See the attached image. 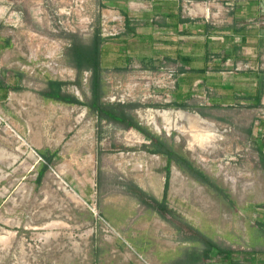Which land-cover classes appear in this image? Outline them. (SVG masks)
Segmentation results:
<instances>
[{"label":"rangeland","instance_id":"obj_1","mask_svg":"<svg viewBox=\"0 0 264 264\" xmlns=\"http://www.w3.org/2000/svg\"><path fill=\"white\" fill-rule=\"evenodd\" d=\"M0 8L6 10L2 23L25 30L30 44L38 46L46 38L54 50L63 51L73 36L89 43L101 16L100 0H0ZM25 35H21L22 43ZM49 61L56 77L74 73L71 66L66 69L69 75L56 67L55 58L45 62ZM155 66L158 70L147 73L140 63L125 70L103 69L101 100L139 104L131 113L140 124L186 156L220 188L217 191L197 182L171 163L168 206L220 247L236 251L239 264H255L252 256L239 253L248 251L257 252V263L264 264V161L258 155L264 135L257 131L258 114L235 106L210 111L204 97L194 96L190 108H176L170 105L174 89L157 87L153 80L160 75L164 83L169 82L170 68L175 67L163 61ZM26 72L24 88L16 87L13 75L1 76L11 94L9 99H0V264H161V259L164 264H175L189 252L202 250L197 241L187 240L194 236L192 230L177 219H171L173 225L167 222L158 211L140 204L124 185L134 182L148 194L161 197L165 173L159 169L166 165V158L134 149L148 141H137L130 129L118 125H98L96 116L84 106L43 103L41 85L33 84L35 72L30 68ZM81 88L88 96L89 77ZM68 91L84 100L78 86L69 85ZM178 111L197 114L212 124L218 139L202 148L166 129V123L175 124ZM162 112L168 114L165 119L155 115ZM149 114L154 116L153 123ZM180 124L188 128L187 122ZM68 125L73 131L80 125L92 127L94 136L83 144L92 155L55 160L36 184L42 163L37 149L45 148L53 138L62 142L59 150L65 152L68 137L77 134L59 133L57 138L55 127ZM69 147L81 148V142ZM125 194L134 198V206L132 212L127 207V216L116 215L114 228L101 217L99 203L103 205L106 196ZM162 241L166 243L164 253L160 251ZM206 264L224 262L212 257Z\"/></svg>","mask_w":264,"mask_h":264},{"label":"crops","instance_id":"obj_2","mask_svg":"<svg viewBox=\"0 0 264 264\" xmlns=\"http://www.w3.org/2000/svg\"><path fill=\"white\" fill-rule=\"evenodd\" d=\"M189 3L192 4L190 6L194 5V8L190 7L191 10L198 11V18L185 12L189 7H185V0H100L101 15L126 17L132 28L113 42L124 48L123 57L116 54L119 50L111 48L107 66L104 64V67L123 68L140 63L150 68L163 61L178 69L176 86L171 93L172 101L183 102L190 108L188 104H192L193 96H208L210 111L234 106L252 109L260 118L257 131L261 136L264 135L261 127V119H264V0H190ZM3 11L6 10L0 8V21ZM183 18L188 20L182 21ZM5 23L0 26V76L6 78L8 74L13 75L16 87L24 88L26 70L30 68V71L35 72L33 84H40L42 90L51 79L73 80L76 70L71 67L74 69V73L71 72L73 74L66 70L70 66L64 60L63 50H54L51 41L46 38L40 40V45L34 46V43L27 41L25 30L15 29ZM21 35H25L23 43ZM49 58H55V66L61 67L70 76L56 77L55 68H46L45 61ZM21 62L28 67L21 66ZM43 68L47 69L44 73L39 70ZM36 70L43 74L42 79L37 77ZM28 84H32L31 80H28ZM10 94L6 86L0 89V99H9ZM42 102H46L43 97ZM78 127L75 131L69 125L67 130L65 126L55 127L57 138L65 132L76 133L77 136L68 137L65 152L59 150L62 142L53 138L45 148L37 149L42 162L43 157L51 158L52 164L63 156L77 160L80 154L88 153L91 156L92 151L87 152L83 144L94 136L93 129L88 125ZM74 142H81V148L70 149L69 145ZM152 195L158 201L162 198V195ZM133 200L127 194L106 196L103 205L99 203L101 217L114 228L117 227L116 215L124 217L129 210L132 212ZM136 206H139L138 202ZM147 241L153 244L150 239ZM156 243H159V239ZM160 244V251L164 253L166 243L162 241ZM253 244L251 242L249 245ZM239 253L252 255L257 261V252ZM164 263L165 260L161 259V264Z\"/></svg>","mask_w":264,"mask_h":264},{"label":"trees","instance_id":"obj_3","mask_svg":"<svg viewBox=\"0 0 264 264\" xmlns=\"http://www.w3.org/2000/svg\"><path fill=\"white\" fill-rule=\"evenodd\" d=\"M187 20V18L182 19V21ZM124 21V33L126 31H131L132 28L130 26L129 20H127L125 17ZM1 25L2 21H0V26ZM119 37L120 36L114 38H103L100 35L99 18L98 27L94 28L89 43H83L80 39L73 36L70 39L69 44L64 48V60L67 65L76 70V78L73 81H64L59 79L48 80L46 87L40 91V95L48 101L70 105H81L86 107L91 114L96 116L98 125L101 123H106L118 125L125 130L130 129L128 132L133 134L137 141L142 140L143 138L148 141V143H143L138 148L134 149L142 150L149 154L162 155L166 158V165L159 169V171L165 173L163 193L160 201L156 200L152 195L148 194L134 182L129 181L124 185L127 187L128 193L135 197L140 204L158 211L163 219L172 225L173 222H171V219H177L186 225L188 229L194 232V236L187 238V240L194 242L197 241L203 247L202 250H194L189 252L188 256L184 260L175 264H197L202 261L206 264L212 257L218 258L219 260L223 261L224 264H239L240 260L235 256L238 254L236 251L220 247L215 241L201 233L198 229L189 225L183 219L182 215L175 209L169 207L167 203L171 163H174L183 173L189 175L197 182L217 191H220V188L214 184L201 169L196 167L191 160L173 150L167 144V142L151 134L145 126L140 124L136 117L131 113L132 109L138 107L139 104L131 102H104L101 100L103 94L102 71L106 68L104 67V64L107 66L106 59L109 54V50L111 48L114 50L117 49L119 50L116 53L118 57H123L122 54L124 48L113 44L114 40ZM123 62L127 63L125 59H123ZM127 67L128 66L123 68L115 67L113 69L125 70L128 69ZM156 68L157 66H150V68L147 69ZM84 70H89L91 73L89 77L88 96L81 88V78L82 72ZM72 84L78 86L82 90L84 100H79L76 96L68 91V86ZM3 86L4 83L0 76V89ZM170 105L176 108L188 109L187 104L183 102L177 103L172 101ZM258 155L260 156V159L264 161V142L258 146ZM43 159L44 162L40 164V168L37 172L36 184H40L42 177L51 165V158L43 157ZM165 215H168L170 220L165 218ZM261 229H264V226H262ZM177 230L180 231L181 229L177 227ZM251 259L255 261V264H258L256 259L252 257Z\"/></svg>","mask_w":264,"mask_h":264},{"label":"bare ground","instance_id":"obj_4","mask_svg":"<svg viewBox=\"0 0 264 264\" xmlns=\"http://www.w3.org/2000/svg\"><path fill=\"white\" fill-rule=\"evenodd\" d=\"M155 115H158L159 117L165 119L168 114L162 112L156 113ZM176 115L177 121L174 122L175 124L170 125L169 123H166V129L175 130L179 132L185 138V140L188 141V144H197L198 146L205 148L207 145L212 144L218 139L215 127L212 124H209L203 119H201L197 114L178 111ZM149 119L152 121L151 123H153L154 116L151 115ZM178 121L187 122L188 128H183L181 124L177 125ZM190 149H192V147Z\"/></svg>","mask_w":264,"mask_h":264},{"label":"built area","instance_id":"obj_5","mask_svg":"<svg viewBox=\"0 0 264 264\" xmlns=\"http://www.w3.org/2000/svg\"><path fill=\"white\" fill-rule=\"evenodd\" d=\"M186 4L185 7H187L189 5V7L187 8V13L188 14H192V16L194 17H198V11L195 10H191V8H194L190 2V0H185ZM191 7V8H190ZM123 18V19H122ZM99 29H100V35L103 38H114V37H118L121 36L124 33L125 30V21H124V17L121 15H115V16H107V15H101L100 19H99ZM164 63V62H163ZM47 67L51 66L50 65V61L48 63L45 64ZM164 67V66H163ZM169 67V66H166ZM163 69V68H162ZM170 72H169V78L170 81L167 83H164V78H159V76L154 77V82L155 84H157V87H170L175 89L176 86V82H177V77H178V69L177 68H170ZM156 70H158V67L156 68ZM144 71L147 72H151L149 71V69H144ZM155 71V69H154ZM90 71L89 70H84L82 72V78H81V83H86L88 77H90ZM172 76V77H171ZM163 77V76H162ZM65 81V80H64ZM73 81V80H70ZM208 96L204 97V101H208ZM113 102H122V101H113ZM124 103V102H122ZM208 103V102H207ZM39 160L42 161V159L38 156Z\"/></svg>","mask_w":264,"mask_h":264}]
</instances>
